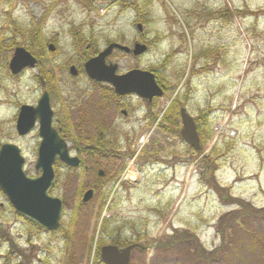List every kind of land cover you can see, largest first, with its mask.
I'll use <instances>...</instances> for the list:
<instances>
[{
	"label": "rangeland",
	"instance_id": "rangeland-1",
	"mask_svg": "<svg viewBox=\"0 0 264 264\" xmlns=\"http://www.w3.org/2000/svg\"><path fill=\"white\" fill-rule=\"evenodd\" d=\"M91 2L94 9L86 4ZM260 11H264V0H0V42L12 38L13 23L26 30L41 27L45 41L58 37L57 51L45 56L44 61L49 59L48 70L56 76L65 102L89 107L95 101V90H101L91 86L84 75L73 78L68 72L71 64L90 58L111 43L132 47L143 39L150 48L144 56L134 58L116 51L109 62L118 65L119 74L155 68L170 79L172 87H178L175 72L183 71L178 89L157 100L155 113L161 117L178 93L191 116L210 109L213 123L212 138L202 155L192 154L185 142L158 127L154 135H150L152 127L148 133L130 136V150L126 149L127 137L110 138L122 148L120 154L132 153V158L114 164L104 158L93 161L98 168L86 178L83 172L70 174L59 165V180L52 195L65 203L63 230L48 235L31 229L0 195L2 230L26 254L34 248L35 261L101 264L97 247H90L92 240L110 242L99 231L101 219L111 221V227H124L127 220L150 214L149 224L153 225L157 210V233L153 234L157 246L169 245L173 237L194 236L206 257L199 258L195 245L184 240L172 253L157 250V259L163 264H264V216L245 215L223 232L220 224L223 216L240 208L235 201L248 208H264V13ZM139 18H144L142 37L137 30ZM72 26L79 27L84 37L83 50L76 54L68 33ZM13 52L5 48L0 54V143L7 140L18 145L27 158L28 173L34 175L38 129L20 138L14 117L18 105L34 106L37 102L41 71L38 67L13 78L8 69ZM202 53L205 57L192 66V57ZM82 92L84 96L79 99ZM186 92L189 96L183 101ZM135 116L143 117L144 111ZM117 119L123 122L121 115ZM72 121L77 123L78 116L73 114ZM74 134L82 137V146L86 139L96 140ZM67 143L73 144L71 139ZM136 148L141 153L133 160ZM209 155L213 168L203 162ZM124 165V172L119 174ZM100 170L105 175L99 180ZM128 173H135L138 182L128 187L118 185ZM215 186L229 191L234 201L219 195ZM86 189H95L94 197L80 206L81 191ZM75 214L77 223L67 244L65 232ZM8 253V243L0 238V264Z\"/></svg>",
	"mask_w": 264,
	"mask_h": 264
},
{
	"label": "water",
	"instance_id": "water-1",
	"mask_svg": "<svg viewBox=\"0 0 264 264\" xmlns=\"http://www.w3.org/2000/svg\"><path fill=\"white\" fill-rule=\"evenodd\" d=\"M137 29L143 33V26ZM51 52L55 47H49ZM115 50L140 57L148 51V47L135 44L133 49L119 44L109 45L97 57L90 59L84 66L91 81L110 85L118 96L136 95L152 102L164 96L157 83L155 74L149 71L132 70L124 75L118 74V66L107 64V59ZM37 60L24 48H17L9 69L12 75H18L25 68H35ZM73 76L77 69L70 70ZM53 113L50 107L49 95L45 93L37 107L23 106L17 120V132L20 136L28 135L39 123L40 145L38 160L35 166L40 173L38 178H29L24 172V157L16 145H4L0 150V190L12 205L15 212L30 223L39 226L47 232H56L60 228L63 212V202L50 196L55 186L54 164L57 160L68 167L77 168L80 164L76 158L69 155L68 145L52 127ZM181 138L191 148L200 150V138L194 119L185 109L180 112ZM101 174H103L101 172ZM94 192L88 191L83 203L92 200ZM132 248L122 252L117 247L106 246L101 249V259L104 264H129Z\"/></svg>",
	"mask_w": 264,
	"mask_h": 264
},
{
	"label": "flooded vegetation",
	"instance_id": "flooded-vegetation-1",
	"mask_svg": "<svg viewBox=\"0 0 264 264\" xmlns=\"http://www.w3.org/2000/svg\"><path fill=\"white\" fill-rule=\"evenodd\" d=\"M73 29L76 30L75 33H73ZM79 28H76L75 26L71 27L68 31L69 35L71 36L72 40V47H73V53L76 54L78 52L77 47H76V42L77 39L80 38V36H83V34L79 31ZM143 35H141L142 37ZM140 43L144 44L143 39H139L134 42V45ZM54 45L56 47L55 52L57 51L58 48V37H56L52 42L50 41L49 44H45V50H38L36 52L39 65L40 71H41V76L39 77L41 81V93L37 99V102L33 107H36L38 105L39 100L42 98V96L47 93L49 95L50 99V107L53 112V119H52V126L55 129V131L63 138H67L71 136L72 133H80L81 135H88L90 137H96V138H101V139H110L113 137H130V136H135L140 134L142 131L148 133V131L151 130L152 127H154L155 122H153V113L155 114V107H156V102L157 99H153L152 102H149L147 100L141 99L137 97L136 95H127V96H117L115 94V91L113 88L108 85V84H103V83H96L94 81H91L89 77L87 76L84 66L87 63L88 60L91 58H94L98 56L92 55L88 59H83L82 62L79 61L78 64L73 65L71 64L69 66V74L70 69L72 67H75L77 69V75L72 76L73 78H77L81 75H84L91 86L100 88L101 90H95L94 92V100L91 103V106L86 107L82 105H77L75 103H71L69 101L68 103L65 102L63 99H61V88L59 82L57 83L56 81V76L52 78V82L50 83L47 79V81L44 80V78H47L48 72H49V64L50 61L49 59H45V56H50L49 54V46ZM88 46V50H89ZM78 54V53H77ZM131 56V54H129ZM128 55V56H129ZM107 64H111L109 62V58L107 59ZM36 68V69H37ZM25 71L23 70L19 75L12 76L13 78H16L17 76H23L25 74ZM157 72V71H156ZM84 96V93L78 94L79 99ZM130 99H134L138 101L139 103L133 104V102L130 101ZM62 100L64 102H62ZM70 100V99H69ZM29 105V104H25ZM31 106V105H30ZM19 110L17 114L14 117V123H15V130H16V125H17V120H18V115L23 107L22 105H18ZM140 110L144 111V116L143 117H136L135 115L140 112ZM75 114L78 116V122L74 123L72 121V116ZM121 115L122 121L117 119V116ZM81 116V117H80ZM84 117H87L85 120ZM90 117V118H89ZM80 118V119H79ZM89 118V120H88ZM76 125V126H74ZM123 126H127V130L123 129ZM152 131V132H151ZM150 131V135H154L155 132H157V128L155 127ZM94 135V136H93ZM26 138V137H25ZM12 144L11 141H5L4 143H0V150L3 144ZM89 147L87 146H74L71 145L69 147L70 154L72 157L78 158L80 161V164L77 168H70L64 165L63 163L57 161L55 163V170L56 168L59 167V165L65 167L67 170V173H78V172H83L84 177L86 178L89 173H92L94 171V168L91 167L93 161L96 163L99 159L104 158L108 159L111 161L112 164L115 162L125 159V157L130 158L128 155L126 156L125 154L119 155L120 151H117V154L114 156H108L104 153H99L98 154V148L93 149L97 152L89 151ZM120 148H118L119 150ZM24 157H25V172L26 175L31 177V178H37L39 177V174H29L26 167L27 163V158L22 151ZM127 160V159H126ZM119 166V165H118ZM56 172V171H55ZM58 173V172H57ZM99 175V174H98ZM101 175V174H100ZM103 176L105 175L102 174ZM117 174H115L116 176ZM102 176V177H103ZM101 177V176H100ZM56 184H57V174H56ZM56 188V186H55ZM54 188V189H55ZM53 189V191H54ZM90 189L82 190V198L83 199L84 194L89 191ZM52 191V193H53ZM0 195H2V192L0 190ZM3 206V205H1ZM150 217L152 215L147 214L144 217H139L135 220H127V225L122 227L120 230H118L117 233H115V238L119 240L118 245H113V244H106L108 246H113L117 247L120 252L132 248L131 250V255H130V262L129 264H163L162 259H157V250L165 251V252H170L172 253V250L176 248L177 245L180 243H183L184 240L174 243L171 247L166 248L164 247L165 245L160 244L157 246V236L155 237V242L153 241V234L157 233V210L155 211V214L153 215L154 220H153V225H150ZM135 223V225H132ZM128 229L130 232L125 231L124 229ZM175 231V234L177 230L173 229ZM42 234H56V233H47L44 232L43 230L40 231ZM175 236V235H174ZM175 240V237H173ZM127 243V245H125ZM34 248L31 250L32 253ZM43 259H39L38 264L42 263Z\"/></svg>",
	"mask_w": 264,
	"mask_h": 264
},
{
	"label": "trees",
	"instance_id": "trees-1",
	"mask_svg": "<svg viewBox=\"0 0 264 264\" xmlns=\"http://www.w3.org/2000/svg\"><path fill=\"white\" fill-rule=\"evenodd\" d=\"M95 2V0H92ZM122 3V1H121ZM88 5L89 8L94 9L92 2L91 3H86ZM262 12V14L264 13V11H260ZM237 14H241L244 15L245 13L243 12H238ZM259 13H253V15H258ZM144 21L143 19H138L137 23H142ZM13 36L11 39H8L4 42H0V54L3 51V49L8 48L9 51L13 50L15 47H25L28 51H30L31 53L35 54L37 52L38 49H44V44H43V38H42V29L41 27H36L32 30H26V29H22L20 26L16 25L15 23H13ZM73 33L76 32L75 29H73L72 31ZM83 36H80V38L77 39L76 42V47L77 50H83ZM85 42V40H84ZM98 52L94 53L93 55L97 54ZM205 57V53L196 55L195 57H192L191 59V65H196L198 64V62ZM208 68L207 66H204L203 69ZM193 69V68H192ZM149 71L155 72L156 73V77H157V81L158 84L160 85V87L164 90L165 92V96H167L170 92L175 91L178 89L180 82L182 81V79L184 78V72L183 71H176L175 72V79L178 82L177 86L178 87H172L170 84V79L162 76L160 74H158L155 70V68H151ZM48 81L51 83L52 82V76L50 73H48L47 78H44L45 81ZM189 88L188 86L186 87V89ZM174 93V92H173ZM172 93V94H173ZM189 96V93L186 92L183 94V101L187 100ZM185 103V102H184ZM181 104V109L185 108V106L180 102V98L176 97L174 99V101L171 103L169 110L165 113L163 120L159 123V127L164 131V133L169 134V135H173L175 137H178L180 139V121H179V109L178 106ZM211 110H207L204 111L203 113H201L200 115H198L195 118V122L197 124V128H198V133H199V137H200V141H201V151L200 152H196L195 150L190 149L189 147V151L192 152V154H200L202 155L204 148L206 147V145L210 142L211 138H212V129H213V123L211 121ZM153 122H156V120H158V115L156 116V114L153 113V118H152ZM70 139L73 138V136L71 135L69 137ZM80 140L82 141V137L78 138L77 145L78 142H80ZM126 140L129 142H127V147L126 149L130 150L131 148V142L132 140L129 138H126ZM111 141L110 139H101V138H96V140H91V139H86L83 142L84 146L89 147V151H93V152H97L93 149L98 148V154L99 153H104L108 156H114L117 154V151L121 150L122 148L120 147L119 150H117L119 148V146H115L114 142ZM117 148V149H116ZM122 155V154H119ZM132 153L129 154V157H132ZM203 162L206 164V167H210L212 165L211 163V155L209 156H205L203 158ZM192 163V161L188 162ZM214 166L212 165V168ZM125 170V165L121 167L119 174L123 173ZM205 178L207 179V173L204 174ZM97 178L100 180V177L97 175ZM215 190L218 192L219 195H221L223 198L228 199L230 201H234L230 199L229 196V191L226 190H222L220 189L218 186H215ZM238 202V205L240 206L239 209H237L234 212H230L228 213L226 216H223V218L221 219V226H222V232L224 230V228L226 227H230L232 223H234L236 220L242 218L245 215H250V216H255V217H261L264 216V208L263 209H256V208H251V207H247L243 202L241 201H235V203ZM252 210V211H251ZM100 214H99V219H100ZM75 222L77 223V218H76V214L75 216L72 217L71 222H70V227L68 229V231L65 232L66 235V243L70 244V240L72 237V231L73 230V226L75 224ZM111 221L104 220L101 225H100V232L102 235H105L106 237L110 238V244L113 245H118L119 240H117L115 238V233L118 232V230H120L122 228V226L119 227H111ZM61 230H63V227L61 228ZM223 234V233H222ZM0 238L7 242L9 245V253L5 256V262L7 264H33V260L35 259V257L32 254H26L20 247L19 245L14 242V240L12 239V237H10V235L8 233H6V231L2 230V225H0ZM224 239V236L222 237ZM185 240V241H191L194 245L195 248H197L198 250V257L199 258H206L203 255V252L201 250V248L199 247L198 244V239L197 237H192V238H184L181 237L179 238V240ZM179 240H172L171 242H169V245L164 243L163 245H165L164 247L169 248L171 247L174 243H177ZM91 244V249L93 248V240L90 243ZM107 243L104 240H101V242H98L97 244V261L101 263L100 259H98L99 257V252H100V247L102 245H106ZM127 245V243L125 244ZM73 264V263H71Z\"/></svg>",
	"mask_w": 264,
	"mask_h": 264
},
{
	"label": "bare ground",
	"instance_id": "bare-ground-1",
	"mask_svg": "<svg viewBox=\"0 0 264 264\" xmlns=\"http://www.w3.org/2000/svg\"><path fill=\"white\" fill-rule=\"evenodd\" d=\"M136 178H137V176H136V174L135 173H131L130 175H129V178L127 179L129 182H135L136 181Z\"/></svg>",
	"mask_w": 264,
	"mask_h": 264
}]
</instances>
